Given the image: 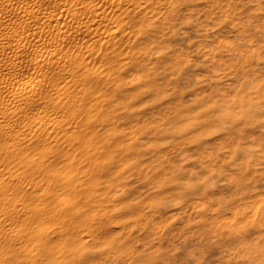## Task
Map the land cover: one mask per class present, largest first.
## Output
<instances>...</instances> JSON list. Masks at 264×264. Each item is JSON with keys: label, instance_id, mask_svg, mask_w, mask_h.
<instances>
[{"label": "rangeland", "instance_id": "1", "mask_svg": "<svg viewBox=\"0 0 264 264\" xmlns=\"http://www.w3.org/2000/svg\"><path fill=\"white\" fill-rule=\"evenodd\" d=\"M116 3L0 116V264H264V0Z\"/></svg>", "mask_w": 264, "mask_h": 264}, {"label": "bare ground", "instance_id": "2", "mask_svg": "<svg viewBox=\"0 0 264 264\" xmlns=\"http://www.w3.org/2000/svg\"><path fill=\"white\" fill-rule=\"evenodd\" d=\"M116 5V0H0V116L21 114L20 102L44 88L38 74L64 66L71 57L64 48L86 33V10L97 17ZM94 22L97 28L102 24L100 18ZM41 117L38 111L22 116L25 123ZM5 129L0 123V132Z\"/></svg>", "mask_w": 264, "mask_h": 264}]
</instances>
